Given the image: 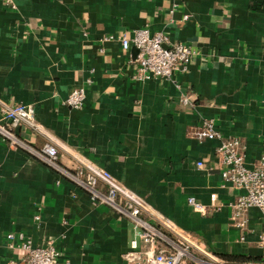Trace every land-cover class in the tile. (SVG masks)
<instances>
[{
	"label": "crops",
	"instance_id": "1",
	"mask_svg": "<svg viewBox=\"0 0 264 264\" xmlns=\"http://www.w3.org/2000/svg\"><path fill=\"white\" fill-rule=\"evenodd\" d=\"M142 28L194 48L188 70L173 81H138V50H123L118 37ZM82 86L85 104L72 109L66 99ZM181 94L193 104L182 105ZM15 104L33 106L48 132L22 127L24 142L57 143L63 168L108 171L188 233L194 251L261 259L260 210L250 209L247 230L233 226L232 204L244 191L223 181L218 140L195 133L213 120L245 144L250 167L264 154V0H16L14 8L0 0V107ZM190 198L206 211H195ZM17 232L35 247L53 241L56 264H127L136 237L127 215L95 204L0 137V264L22 257L20 240L7 238Z\"/></svg>",
	"mask_w": 264,
	"mask_h": 264
},
{
	"label": "built area",
	"instance_id": "2",
	"mask_svg": "<svg viewBox=\"0 0 264 264\" xmlns=\"http://www.w3.org/2000/svg\"><path fill=\"white\" fill-rule=\"evenodd\" d=\"M3 1L9 7H15L16 0ZM118 40L123 50H129L131 47L138 50L134 61L138 65L135 76L138 81L150 79L173 81V76L177 72L188 70L197 54L194 48L182 43H173L167 34L151 32L149 28L134 30L129 35L123 33ZM87 84H91V80H88ZM177 88L180 86L177 85ZM86 94L87 89L84 86L73 89L66 99V105L72 109L83 108ZM179 101L182 105L193 104L192 95L188 94H181ZM22 127L31 128L44 136L48 135L44 126L37 122L33 106L2 105L0 137L11 147L27 150L70 178L79 188L90 194L95 204H108L133 220L136 237L123 256L127 264H264V230L258 239V246L262 252L259 261L233 262L196 246L197 253L192 249L194 243L188 233L180 230L171 220L157 216L142 199L135 196L108 171L100 168L87 170L83 165H77L71 170L61 167L58 164L60 146L55 142H47L40 149H36L19 136ZM195 134L199 139L218 140L216 153L221 160L223 181L244 191V194L232 204L233 226L241 231L247 230L248 213L252 208L259 209L264 219V154L250 167L246 162L245 144L238 137L224 136L216 128L213 120H204ZM197 165L203 167L204 163L198 162ZM101 182L108 186L106 193L98 190ZM189 204L195 211H206L205 206L195 198H190ZM144 214L157 220L161 228L146 220ZM7 238L11 241L18 238L23 252L18 261H11L10 264H56L58 252L53 241L35 247L21 232L10 233Z\"/></svg>",
	"mask_w": 264,
	"mask_h": 264
},
{
	"label": "trees",
	"instance_id": "3",
	"mask_svg": "<svg viewBox=\"0 0 264 264\" xmlns=\"http://www.w3.org/2000/svg\"><path fill=\"white\" fill-rule=\"evenodd\" d=\"M226 259L229 261L239 262V263L250 262V259L242 258V257H226Z\"/></svg>",
	"mask_w": 264,
	"mask_h": 264
}]
</instances>
